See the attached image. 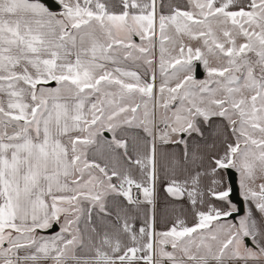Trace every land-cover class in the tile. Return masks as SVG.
I'll use <instances>...</instances> for the list:
<instances>
[{"label": "snow or ice", "instance_id": "obj_1", "mask_svg": "<svg viewBox=\"0 0 264 264\" xmlns=\"http://www.w3.org/2000/svg\"><path fill=\"white\" fill-rule=\"evenodd\" d=\"M0 264H264V0H0Z\"/></svg>", "mask_w": 264, "mask_h": 264}]
</instances>
